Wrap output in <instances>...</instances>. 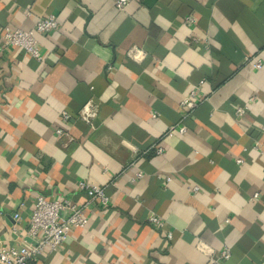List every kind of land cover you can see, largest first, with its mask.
Masks as SVG:
<instances>
[{
	"label": "crops",
	"instance_id": "0c3cea01",
	"mask_svg": "<svg viewBox=\"0 0 264 264\" xmlns=\"http://www.w3.org/2000/svg\"><path fill=\"white\" fill-rule=\"evenodd\" d=\"M51 14L42 60L6 44ZM90 101L94 127L79 117ZM263 127L264 0H0V247L26 239L38 197L88 203L80 181L110 196L31 264H264Z\"/></svg>",
	"mask_w": 264,
	"mask_h": 264
},
{
	"label": "built area",
	"instance_id": "2783aa9c",
	"mask_svg": "<svg viewBox=\"0 0 264 264\" xmlns=\"http://www.w3.org/2000/svg\"><path fill=\"white\" fill-rule=\"evenodd\" d=\"M130 0H115V6L123 10L127 7ZM30 14L29 11H27ZM195 22L194 17H186L184 23L192 25ZM60 21L54 14L46 17H40L36 20L34 28L31 30L25 29H7L3 33L6 44L10 47H20L24 49L27 55L42 60L43 54L38 44L37 34H48L56 32L60 28ZM198 38L194 39L197 43ZM129 55L135 60H142L146 53L136 47H132L128 51ZM247 61L252 64L255 69H262L263 62L260 59L248 58ZM110 68V67H109ZM202 97L198 94V87H195L189 93V96L181 102V108L185 112H190L198 105ZM249 109V103L238 106L235 110V116L242 118ZM97 116V109L93 102L87 103L79 112V117L87 124L94 127V120ZM70 114L66 111L62 112L63 121L70 119ZM171 130H176L171 127ZM264 130V127H263ZM180 133L186 131V127L181 125L178 127ZM57 137H68V140H73L63 129L56 130ZM258 148V147H255ZM157 154L163 152L162 147L155 149ZM238 163H242L239 159ZM137 176L141 177L139 172ZM170 180V179H167ZM78 189L83 191L90 202L98 205L106 206L110 202V196L105 188L90 181H80ZM198 187H194L192 191H197ZM258 194L254 195L256 198ZM88 201V203H89ZM88 203L80 204L69 197L60 199H47L38 197L37 203L33 210L29 226L26 232V239L19 246H2L0 247V264H31L35 258L44 255L46 252L55 251L62 245L76 229L85 228L89 222V214L87 212ZM18 218V214L15 215ZM148 221L155 227H163L164 222L157 215H150ZM16 231V229H15ZM167 237L171 239L172 233H168ZM231 256V250L225 247L219 255L212 257V262H217L222 259H228Z\"/></svg>",
	"mask_w": 264,
	"mask_h": 264
}]
</instances>
